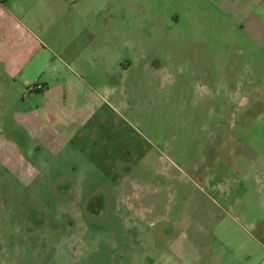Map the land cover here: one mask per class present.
<instances>
[{
    "label": "rangeland",
    "instance_id": "374dc122",
    "mask_svg": "<svg viewBox=\"0 0 264 264\" xmlns=\"http://www.w3.org/2000/svg\"><path fill=\"white\" fill-rule=\"evenodd\" d=\"M66 8L33 6L57 66L38 83L103 111L71 138L25 89L30 146L0 127V264H264V0Z\"/></svg>",
    "mask_w": 264,
    "mask_h": 264
},
{
    "label": "crops",
    "instance_id": "0c3cea01",
    "mask_svg": "<svg viewBox=\"0 0 264 264\" xmlns=\"http://www.w3.org/2000/svg\"><path fill=\"white\" fill-rule=\"evenodd\" d=\"M72 1L2 0L0 2V127L2 130L7 129L8 132L22 133L21 141L14 136L10 138V143H14V147H29L32 138L30 128L23 130L19 128L26 121H19L18 117L23 116L27 120L26 118L32 114V110L25 106L28 105L24 96L25 89L38 83L46 71H49L54 78L57 73V66L52 60L53 54L49 52L47 55L48 41L40 38L41 35H47L53 27L49 28V24L45 25L33 6L37 4L48 12V17L52 14L57 20H61L64 18L66 6ZM25 4L26 6H23ZM66 21L65 15V23ZM60 24L64 26L63 22ZM42 84L45 86V90L41 92L44 100L39 111L44 112L46 126L62 131H70L69 127L74 126L71 138L76 135V125L89 122L91 116L99 111L97 109L102 108L104 102L102 100L97 102L96 107L86 112L75 106L71 107L70 98L64 88L59 87L55 90L47 82ZM36 94L29 93V100L37 99ZM55 142L56 140L53 139L52 144Z\"/></svg>",
    "mask_w": 264,
    "mask_h": 264
},
{
    "label": "flooded vegetation",
    "instance_id": "af4514ba",
    "mask_svg": "<svg viewBox=\"0 0 264 264\" xmlns=\"http://www.w3.org/2000/svg\"><path fill=\"white\" fill-rule=\"evenodd\" d=\"M173 62V61H172ZM147 64H149L150 67L155 68L156 70H163L167 67L166 62H162L159 59L156 60H151V62H146ZM174 63V62H173ZM126 69V68H125ZM195 77L197 79H205L207 82H213V77H211L208 74V71L199 73V71L195 74ZM119 83V81H117V84ZM45 90V88H44ZM42 91H34L30 94H36V93H41ZM103 111V110H99L98 112ZM97 113V112H96ZM13 136L16 137L17 139H19L21 141L23 135L21 132L19 131H14ZM96 198V197H95ZM98 200V199H97ZM93 201V200H92ZM135 203H132V197L131 195H128L125 199H118L117 200V207H113L116 210L120 211L121 214L124 216H126V219L128 220V222H130L131 224L135 225L132 228L136 229L141 226L140 224H142L145 220H146V216L144 215L143 211L141 210V208H137V206H140L139 204L134 205ZM97 204H94L92 202H90V207H88V209L91 210V208H95ZM102 206V205H101ZM100 211H96V215L99 213Z\"/></svg>",
    "mask_w": 264,
    "mask_h": 264
},
{
    "label": "built area",
    "instance_id": "2783aa9c",
    "mask_svg": "<svg viewBox=\"0 0 264 264\" xmlns=\"http://www.w3.org/2000/svg\"><path fill=\"white\" fill-rule=\"evenodd\" d=\"M1 1H2V0H0V2H1ZM44 88H45V86H44L43 84H41V83H36V84L32 85L31 87H29L28 91H29V93H32V92H34V91H36V90H38V91H42V90H44Z\"/></svg>",
    "mask_w": 264,
    "mask_h": 264
}]
</instances>
